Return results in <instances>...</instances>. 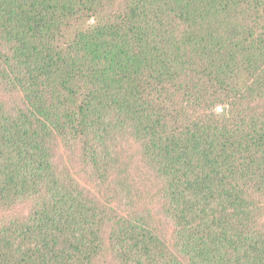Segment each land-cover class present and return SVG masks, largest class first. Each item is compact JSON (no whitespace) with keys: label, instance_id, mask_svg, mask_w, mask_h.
Returning <instances> with one entry per match:
<instances>
[{"label":"trees","instance_id":"1","mask_svg":"<svg viewBox=\"0 0 264 264\" xmlns=\"http://www.w3.org/2000/svg\"><path fill=\"white\" fill-rule=\"evenodd\" d=\"M0 264H264V0H0Z\"/></svg>","mask_w":264,"mask_h":264},{"label":"rangeland","instance_id":"2","mask_svg":"<svg viewBox=\"0 0 264 264\" xmlns=\"http://www.w3.org/2000/svg\"><path fill=\"white\" fill-rule=\"evenodd\" d=\"M74 174H75V178L77 179V181L85 188L90 189L91 186L89 185V183L86 181L85 177L79 172V167L75 165V169H74Z\"/></svg>","mask_w":264,"mask_h":264},{"label":"water","instance_id":"3","mask_svg":"<svg viewBox=\"0 0 264 264\" xmlns=\"http://www.w3.org/2000/svg\"><path fill=\"white\" fill-rule=\"evenodd\" d=\"M223 110H224V107L219 106L217 107L216 112L221 115L223 113Z\"/></svg>","mask_w":264,"mask_h":264}]
</instances>
